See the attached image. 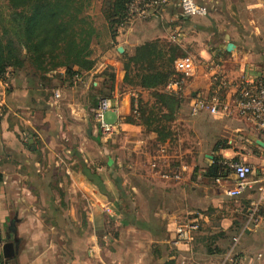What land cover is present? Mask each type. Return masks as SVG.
<instances>
[{
  "label": "crops",
  "instance_id": "obj_1",
  "mask_svg": "<svg viewBox=\"0 0 264 264\" xmlns=\"http://www.w3.org/2000/svg\"><path fill=\"white\" fill-rule=\"evenodd\" d=\"M197 1L207 7L206 14L187 16L176 0H167L154 14L128 16L114 33L106 29L103 43H93L95 63L82 70L85 87L51 90L34 73L10 70L8 78L0 77V264H177L185 257L187 264H218L226 251L221 240L241 233L247 239L237 246L240 264H264V240H256L264 225L247 222L258 181L228 196L224 190L233 185L232 176L216 181L192 170L203 157L209 164L218 156L254 162L250 179H260L264 147L248 121L207 111L191 114L184 148L192 162L180 160L165 176L138 168L141 172L130 177L127 149L143 151L146 137L159 140L157 134H147L142 123L128 118L130 97L124 92L108 110L119 133L107 140L92 116L96 98L83 94L89 80L101 81L105 65L120 69L138 44L156 38L177 43L183 49L178 56L189 54L196 62L175 107L177 119L190 113L192 95L209 91L205 62H222L230 78L257 74L264 66V0ZM123 76L122 71L120 80ZM151 155L152 163L159 154ZM163 155L164 161L168 154ZM189 212L197 214L199 230L190 241L172 244L174 224ZM214 213L221 216L216 219ZM202 226L224 231L218 237L211 230L220 248L196 252L195 242L207 237ZM7 240L15 249L10 256L2 253Z\"/></svg>",
  "mask_w": 264,
  "mask_h": 264
},
{
  "label": "trees",
  "instance_id": "obj_2",
  "mask_svg": "<svg viewBox=\"0 0 264 264\" xmlns=\"http://www.w3.org/2000/svg\"><path fill=\"white\" fill-rule=\"evenodd\" d=\"M129 1H109V8L104 11L105 30L114 33L115 26L126 20ZM7 3V18L0 25V77L8 78L7 67H19L24 62H30L41 74L61 66L67 73L93 66L97 58L93 43L98 31L87 11L88 0H7ZM178 49L175 42L151 39L138 44L134 54L122 62L126 84L154 89V106L147 108L145 103L140 104L139 116L140 123L154 131L159 140L166 138L164 120L174 117L178 103L174 94L160 90L176 75L174 60L180 54ZM114 71L106 67L100 72L102 86L110 92ZM221 161L214 156L204 173L211 179L224 175L226 170Z\"/></svg>",
  "mask_w": 264,
  "mask_h": 264
},
{
  "label": "built area",
  "instance_id": "obj_3",
  "mask_svg": "<svg viewBox=\"0 0 264 264\" xmlns=\"http://www.w3.org/2000/svg\"><path fill=\"white\" fill-rule=\"evenodd\" d=\"M167 0H130L127 4L128 16H146L154 14ZM182 14L204 15L207 7L197 0H176ZM196 62L189 54H183L175 58L173 75L164 85V90L177 97L178 103L184 88L185 80L194 74ZM209 70L210 88L207 93L197 92L191 96L189 112L192 115L207 111L210 114H223L238 116L248 121L258 132L259 138L264 140V66L255 74L241 73L237 78H230L224 71L222 62H205ZM58 95V92H55ZM4 90H0V96ZM114 99L102 95L93 107V116L104 133L111 132L116 122L107 121L105 112L114 106ZM1 106V104H0ZM136 111V108L133 109ZM2 110L0 108V114ZM230 171L222 176L215 177L216 181L234 178L233 185L225 188L228 196L241 194L252 181H258L256 186V197L251 201L247 222L254 224L262 222L264 225V214L260 213V205L264 200V168L261 169L262 177L251 180L250 175L255 167L244 160H229ZM200 223L195 212H189L185 217L173 226V235L170 239L172 244H179L191 240L193 234L199 230ZM234 245L225 251L218 264H240V258L235 251ZM177 264H186L181 258Z\"/></svg>",
  "mask_w": 264,
  "mask_h": 264
},
{
  "label": "rangeland",
  "instance_id": "obj_4",
  "mask_svg": "<svg viewBox=\"0 0 264 264\" xmlns=\"http://www.w3.org/2000/svg\"><path fill=\"white\" fill-rule=\"evenodd\" d=\"M109 1L111 2V0H88L87 11L91 15V18L93 20L95 28L98 31L97 36H95L96 39H94V40H98L99 46L103 43L102 42V40H103L102 35L106 32V30H105V28H106L105 24L106 23L104 21V17H105L104 11L109 8ZM7 12H8L7 0H0V25H1V21L5 20L7 18ZM181 50H183V49L179 47L178 52L180 53ZM121 66H122V64H121ZM121 66H120V69L118 68L116 70V68H115V71H114L115 72V81L113 83V88H112L111 92L105 86L104 87L102 86L103 76L101 75L102 76L101 81L96 83V84H92L91 80L88 81V82H90L89 86L91 88L89 87L88 90L83 91L84 92L83 94H85V95H87L88 93L92 94V95H90V98H96V102H97L98 98L102 95L109 96L112 98H118L122 93L127 92L129 94V97H130V111L128 113V115H129L128 118L132 122L140 123V122H142V120L139 116V105L145 103L147 108L154 106V104H155L154 103V100H155L154 89L126 84L123 81V78L120 80L121 75H122V71H123V74L125 72V70ZM106 67L114 68V67H112V65H109V64L105 65L103 68H106ZM7 68H8V70L11 71L10 72L11 74L12 73H18V72L25 73L26 75H29L31 73L36 74V77H39V80L41 78V80L46 84L48 89H51V90H53L55 88H57V89L63 88V89L68 90L71 88V86L76 87V88H79L81 86L85 87L83 84H84V80L86 78H85L82 70L72 72V73H67L65 71L64 67L61 66V67L52 69L50 71H47V72L41 74V71L37 70L30 62H24V64L22 66H19V67L14 68V67L9 66ZM102 88L104 90H106V92H102V90H101ZM161 89L164 90V86H162L160 88V90ZM67 92H69L68 94H72V90L67 91ZM102 93H105V94H102ZM75 94H77V93L75 92ZM134 108H138L137 112L133 110ZM155 109H156V105H155ZM92 116H93V112H92ZM173 116L174 117L171 118L170 120H164V123L166 125V127L163 131L164 133H166V138L164 140H167V138H168L169 141L167 143L161 142V141L159 142V140L152 139L151 137H146L147 146L145 147V149L143 151H141L140 149L135 150L131 146H130V148L127 149V153H126L127 157H131V159H132V163H130L131 166L127 165L129 167L128 168L129 171H127L128 176L132 177L133 175H135V173H140L141 171L144 172L147 170H149L148 171L149 173H152V171L154 173V170L155 171L157 170L163 176H165L167 172L171 174L172 171H175L174 169L177 168L176 164L179 163L180 160H182L184 162L185 161H189L190 163L192 162L191 161L192 157L190 155V152L186 151L184 146L189 143L188 142V135H190V129L192 128L191 127V118H194V117H192L191 114L188 113V111L186 114L183 115L184 118L182 117L180 119H177L175 111H174ZM113 117H114V115L112 112H109V111L105 112V119L107 121H110V122L113 121ZM186 122H188V123H186ZM194 126L195 127L197 126V122L195 123ZM145 128L147 130V134H150L149 129L147 127H145ZM115 129L116 128L114 127V129H112L111 132H108V133L101 132V134H102V136L105 135L107 140H113L114 137L119 133ZM196 132H197L196 130L191 131V135L192 134L195 135ZM127 139H128V140H126L127 143L132 142L129 138H127ZM144 139H145V137H144ZM180 151L183 152L182 155H179ZM146 153H147V155H146ZM166 153L168 154L167 155L168 158L163 161V159H161V158L162 157L165 158L166 155H163V154H166ZM151 154H153V156L156 154H159L158 156H155V158H153L154 160L152 163H151L150 156H149ZM203 159H204V157L202 159H200L198 163L193 164L192 170H196L197 172H202L204 175H206L204 173V171H205V168L207 167L208 163H206ZM228 161L229 160L221 161V163L224 165V170H226L225 173L230 171V168H229L228 163H227ZM251 164L255 165L254 162H251ZM166 168H170L171 170H167ZM137 169L141 170V171H138ZM130 180H132V183L134 182V178H131ZM145 181H148V180H146V179L143 180L144 185H145ZM148 184H151V183H148ZM231 203L233 205H235L234 201H232ZM238 204H239V201H238ZM243 211L244 210L238 212L239 213V215H237V218H239L238 220H241V219L243 220V216H244L242 213ZM214 214H215L214 218H216V219H218V217L221 216V214H219V213H217V214L214 213ZM251 223L254 224L253 222H251ZM262 227H260L259 233H256V234H260L259 235L260 237H258L256 240H259L260 238L262 240H264V229ZM201 229H202V232L206 230V232L203 234H204V236H207V237H203L204 242H200V241L195 242L196 252H202V251L211 252L216 248L217 249L220 248L217 245V243H215L214 240H212V239H214V236L216 233L211 232V230H216V232H217L219 229L218 228H216V229L209 228L207 226H202ZM220 232H222L224 235V231H219V232H217V234L219 235V236L217 235L218 237H220ZM222 233H221V236H222ZM246 234L247 233H241L237 237H234L233 240L231 238L230 239L227 238V241H225L226 238L222 239L221 240V242H222L221 248L223 250H228L232 245H234L233 251H235L236 254H239V252L237 250V246L241 245L242 242L245 239H247ZM199 236H201V233H199ZM226 236H224V237H226ZM201 243H204V244H201ZM216 251H218V250H216ZM257 252H261V251L259 250ZM186 259H187V257H185V260ZM212 263L216 264V262H212ZM186 264H187V261H186Z\"/></svg>",
  "mask_w": 264,
  "mask_h": 264
},
{
  "label": "water",
  "instance_id": "obj_5",
  "mask_svg": "<svg viewBox=\"0 0 264 264\" xmlns=\"http://www.w3.org/2000/svg\"><path fill=\"white\" fill-rule=\"evenodd\" d=\"M231 45V42H229V46ZM261 146L264 147V140L258 138L256 140ZM15 252L14 244L12 241L7 240L2 243V253L4 256H10L13 255Z\"/></svg>",
  "mask_w": 264,
  "mask_h": 264
}]
</instances>
